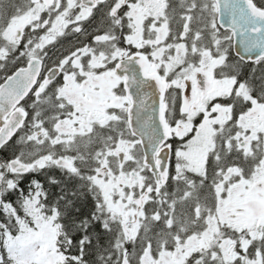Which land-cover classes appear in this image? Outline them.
I'll use <instances>...</instances> for the list:
<instances>
[{"label": "snow or ice", "instance_id": "6c2138e0", "mask_svg": "<svg viewBox=\"0 0 264 264\" xmlns=\"http://www.w3.org/2000/svg\"><path fill=\"white\" fill-rule=\"evenodd\" d=\"M0 264H264V0H0Z\"/></svg>", "mask_w": 264, "mask_h": 264}]
</instances>
